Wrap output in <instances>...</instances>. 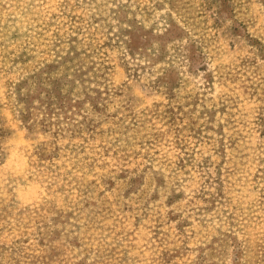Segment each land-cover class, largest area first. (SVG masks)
I'll return each mask as SVG.
<instances>
[{"label":"rangeland","instance_id":"374dc122","mask_svg":"<svg viewBox=\"0 0 264 264\" xmlns=\"http://www.w3.org/2000/svg\"><path fill=\"white\" fill-rule=\"evenodd\" d=\"M0 264H264V0H0Z\"/></svg>","mask_w":264,"mask_h":264}]
</instances>
